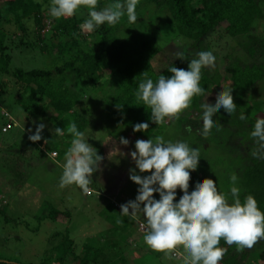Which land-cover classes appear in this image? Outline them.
I'll list each match as a JSON object with an SVG mask.
<instances>
[{
    "label": "trees",
    "instance_id": "16d2710c",
    "mask_svg": "<svg viewBox=\"0 0 264 264\" xmlns=\"http://www.w3.org/2000/svg\"><path fill=\"white\" fill-rule=\"evenodd\" d=\"M112 1L116 2V0ZM142 2L155 11L153 18L156 17V12L162 16L165 26L162 27L164 31L161 33H169V37L165 39L162 34H155L153 28L144 32L142 29H145V26L142 25L140 30L143 33L121 35L119 27L127 23V17L124 16L115 26L105 23L98 27L90 33V41L85 42V34L80 28L85 20L78 16L79 12L71 18L57 20L51 17L49 12L46 14L47 8L44 5H48V0H0V80L7 79L12 84V88L16 90L12 101L19 105L24 113H33L37 110L39 117L48 123V130L41 134V140L48 142L44 143V150L37 147L41 140L35 142V153L39 158L47 156V153L52 151L58 159L61 149L57 151V147L62 146V138L71 136L67 132L68 125L75 122L78 130L83 131L89 121L79 112L80 107L83 109L86 106H80L82 97L78 94V90L66 83L67 75L88 82L95 91L100 90L104 93L97 98V101L105 106L96 105L93 110L92 107L90 108V113H94L101 128L112 125L114 135L128 132L132 141L147 136L153 139L160 125H155L151 120V110L137 99L139 83L146 78H151L155 82L161 74L171 77L172 73L168 71L170 66L187 70L190 60L198 58L196 55L198 52L208 51L206 38L215 30H220V24L223 22L225 25L221 30L241 53L240 56L229 59L224 69L227 74V77H223L225 84L221 85V91L225 88L233 89L232 95L237 105L235 112L230 115L222 109L216 113L213 119L218 127H213L207 137L201 135L203 99L210 93L212 86L218 85L220 80L216 72L208 73V70L205 71L206 68H203L200 85L205 89V96L193 98L191 106L186 112L184 111L186 116L181 115L178 120L166 118L165 123H176V129L185 136H188L185 134L188 132L185 126L189 125L192 131H189L191 133L188 141L194 138L201 154L209 140L218 146L222 144L219 142L221 139H228L229 147L220 149L226 150L230 158L234 159L235 164L231 172L238 177L239 198L243 203L247 195L254 196L259 209L264 212V158L253 156V152L264 153V149H260L256 139L251 136L256 119L264 118V106L261 107L264 101L254 100L251 106H248L246 99L245 101L243 99L244 95L264 79V0H139L137 8ZM100 8L98 5L97 10ZM80 10L88 15L87 8ZM26 19H31L34 24L32 41L23 39L27 33L23 24ZM45 23L48 24V28L50 26L47 31L55 39L48 45L42 41V29L45 28ZM9 24L20 32V46L28 49L40 46L42 54L57 59L51 68L24 70L10 66V58L6 52L8 31L4 27ZM177 35L189 43L178 49L170 41ZM168 48L172 50L177 48L187 59H176L175 53L171 54ZM160 55L164 60L161 58L157 60ZM153 62L160 66L159 69L153 68ZM145 71L147 77L143 74ZM1 81L0 89L3 90L4 83ZM98 81H102L99 87L94 86L93 84ZM192 111L196 112L199 120L187 118V114ZM241 113L246 119L239 118ZM1 115L0 113V127L8 124L7 129L11 128L10 118H2ZM98 115L101 116L100 119ZM138 123H148V130L134 132L133 128ZM56 127L64 130L63 136L54 134ZM20 131L23 132L22 129ZM14 173L15 170L11 177H14ZM197 173L198 169L190 173L189 193L195 190L198 182L210 178L209 175L200 178ZM226 176L227 174L224 173L220 185L224 193L228 194L229 203H232L231 188L225 186L229 184ZM16 178L15 180H20V173ZM137 194L138 191L132 194V200H135ZM182 195L183 192L177 189L175 202H178ZM154 198L159 200V193H154ZM2 209L0 205V214H3ZM120 211L121 209L113 207L109 202L96 212L108 227L98 232L95 237H85L78 254L74 252V242L67 230L52 233L48 239L52 243L57 239V242L48 246V253L39 264H119V259L124 261L123 256L128 246L126 239L132 234L131 230L135 229L134 221L121 215ZM41 215L53 222L69 219L67 211H58L54 208H49L46 214ZM118 220L121 222L118 223ZM220 246L227 248V253L220 264H253L264 259V239L251 249L238 250L236 245L228 246L223 240ZM149 250L152 252L151 256L158 257L161 254ZM141 257L132 260L131 263L142 261ZM0 264L17 263L0 259Z\"/></svg>",
    "mask_w": 264,
    "mask_h": 264
},
{
    "label": "rangeland",
    "instance_id": "374dc122",
    "mask_svg": "<svg viewBox=\"0 0 264 264\" xmlns=\"http://www.w3.org/2000/svg\"><path fill=\"white\" fill-rule=\"evenodd\" d=\"M112 3H114L112 0H98V5L101 7L99 10ZM48 4H50V0H48ZM136 13L137 21L129 23L126 19L127 23L119 27V34H140L153 28L155 34L160 33L165 39L170 36L169 33H161L164 31L162 27L165 26V23H163L162 16L157 12L156 17L153 18L155 11L152 10L151 6L142 2L136 9ZM46 14H48V9ZM78 16L83 17V20L88 19L87 13L82 10L79 11ZM125 17L127 16L125 15ZM26 21L32 22L31 19L24 21L23 24L27 33H25L23 39L32 41L34 39V26H30ZM141 25L145 26V29H142L143 31L140 30ZM224 25L225 23L222 22L219 27L220 30H215L206 38L208 51L213 53L216 60L215 67L206 68L205 71L208 70V73L216 72L220 80L218 85L212 86L210 93L203 99V103H215L216 96L221 91V85L225 84L223 77H227V74H225L224 69L229 59L231 60V58L241 54L237 49L238 47H235L233 41L221 30ZM4 27L8 31L6 33V52L10 58V66L24 70L30 68L49 69L56 62L57 59L51 55L45 56V54H42L40 46L33 49L20 46L21 35L15 26L9 24L4 25ZM49 28L48 24L45 23V28L42 29V41L47 45L49 42L55 41L47 31ZM84 34L85 42H89L90 33L84 32ZM170 41L178 49L189 43V41L178 35L171 38ZM177 48L176 50L175 48L174 50L171 48L167 50L174 54L178 51ZM160 58L164 60L162 55L157 60H161ZM152 65L156 70L160 67L156 62H153ZM101 82H95L93 85L99 87ZM1 83L4 84L3 90L0 89V113L2 118H10L12 127L7 129V132L0 131V205L3 208V214H0V259L16 262L17 264H39L44 255L48 253V246L57 242V239H55L52 243L48 239L49 236L54 232H63L64 230H67L69 237L73 240L74 252L78 254L85 237H95L98 232H102L108 227V224L101 217H98L96 212L105 203L109 202L113 207L120 209V205L132 200V194L138 191L139 185L130 179V169H135L136 174L141 176L150 175V173L139 172L131 157V152L135 151V142L138 139L148 140L152 138L149 136L140 137L132 141L128 132L114 135L112 125L110 127L106 125L104 129L101 128L94 113H90V108L92 107L93 110L96 105L99 107L105 106L97 101V98L104 95V93H101L100 90V92L95 91L88 82H82L72 75H67L66 83L78 90V94L82 97L80 106H86L79 109L80 114L89 120L82 132L85 134V139L97 149L98 155L102 156L103 160L100 162V169L93 173L92 183L95 185L89 186L91 195L83 193L75 184L60 188L62 165L65 162L64 156L71 146L73 137L62 138V146L57 147V151L61 149L58 159L55 158L56 155H52V151L49 154L47 153V156L44 155L38 158V154L35 153V142L29 140L28 137L35 134L36 127L41 123L45 125L41 133L43 134L48 130V123L45 119L39 117L37 110L33 113H24L22 108L12 101L13 93H16V90L11 86L12 84L7 79L2 80ZM243 99L244 101L246 99L248 106H251L254 100L264 101V79L258 82L248 94L244 95ZM185 112L181 115L186 116ZM100 117L98 115L99 119ZM187 118L199 120L195 111L187 114ZM176 128L177 125L174 122L164 123L159 126V131L153 136L152 140L155 141L157 136H162L165 141H183L188 143L190 147L197 148L194 138L188 141L191 133L189 129L192 131L189 125L185 126L188 129L185 134L188 136L183 135ZM29 129H31L32 134H30ZM121 137L127 139L129 143L127 145L121 144ZM219 142L222 144L218 146L211 140L207 142L206 149L202 151V154L200 153L197 174L200 178L209 175L210 179L217 183L218 190L224 192L223 187L220 185L224 173L227 174L226 177L229 181L228 185L224 184L226 187H237L238 184L236 181L233 185L231 181L233 175L231 171H233V164H235L234 159L230 158L226 150L220 149H226L230 143L228 139H221ZM44 143V140L38 142V149L44 150ZM12 169L16 172L14 173L15 178L20 173V180L11 177L13 175ZM11 170L12 172H10ZM99 194H101V197L98 196ZM49 208L67 211L69 219L53 222L48 218H43L44 216L41 214H46ZM140 217L142 218L140 220L143 221L142 214ZM133 227L135 230H131L132 234L126 239L128 246L123 256L125 262L119 259V264H132V260H136L140 256H142V261L135 264H183L181 258H169L164 253H161L158 257L151 256L152 252H150V248L143 239L145 233L142 234L143 232L138 229L137 221H134ZM253 264H264V259L262 258Z\"/></svg>",
    "mask_w": 264,
    "mask_h": 264
},
{
    "label": "clouds",
    "instance_id": "9594fccd",
    "mask_svg": "<svg viewBox=\"0 0 264 264\" xmlns=\"http://www.w3.org/2000/svg\"><path fill=\"white\" fill-rule=\"evenodd\" d=\"M138 3L139 0H116L97 10L98 0H50V4L44 7L57 20L71 18L81 8H87L88 19L80 28L91 33L105 23L117 25L125 15L129 23H135ZM26 23L34 26L30 21ZM196 55L198 58L190 60L187 70L170 66L171 77L161 74L155 82L146 78L139 83L136 97L151 110V120L157 125L164 124L166 118L178 120L191 106L194 97L205 96V89L200 85L202 69L214 68L216 58L211 51H201ZM175 58L187 59L182 51H177ZM143 74L147 77V71ZM232 91L225 88L218 93L214 104L205 102L201 105V135L204 137L213 127H218L213 117L221 108L230 115L235 112L237 105ZM239 118L244 120L246 116L241 113ZM44 128L43 123L39 124L29 140L40 141ZM148 128V123H138L133 131L146 132ZM67 132L73 139L64 156L59 187L75 184L83 193L91 195L92 176L100 169L103 157L85 139L84 132L78 130L75 122L68 125ZM54 134L63 136L64 130L56 127ZM251 136L260 149H264V118L256 119ZM120 143L127 145L129 141L121 137ZM253 156L264 158V153L253 152ZM131 157L140 173L150 175L141 176L135 169H130V179L139 185L138 194L135 200L120 205V213L140 223L145 233L144 242L151 250L164 253L169 258H181L183 264H220L227 253V248L220 246L221 240L228 246L236 245L238 250H243L253 248L264 239V212L259 209L254 196L247 195L242 203L240 189L233 186L230 189L233 202L229 203L228 194L219 191L217 183L210 178L198 182L195 190L189 193L190 173L198 168L200 160L198 148L183 141H165L162 136H157L155 141L138 139ZM237 179L235 174L231 176L233 185ZM177 189L183 195L175 202ZM154 193H159V200L154 198ZM141 214L143 221L140 220Z\"/></svg>",
    "mask_w": 264,
    "mask_h": 264
},
{
    "label": "built area",
    "instance_id": "2783aa9c",
    "mask_svg": "<svg viewBox=\"0 0 264 264\" xmlns=\"http://www.w3.org/2000/svg\"><path fill=\"white\" fill-rule=\"evenodd\" d=\"M9 118V117H8ZM8 128V124H5V125H2L1 127H0V131L1 132H4V131H6V129ZM52 153V155H54L55 153L54 152H51ZM86 195H88V194H86ZM138 229L141 231V232H143L142 230H141V227H140V223L138 222Z\"/></svg>",
    "mask_w": 264,
    "mask_h": 264
}]
</instances>
